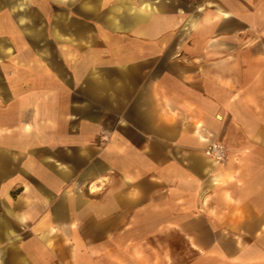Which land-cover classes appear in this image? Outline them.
<instances>
[{
    "label": "crops",
    "instance_id": "obj_1",
    "mask_svg": "<svg viewBox=\"0 0 264 264\" xmlns=\"http://www.w3.org/2000/svg\"><path fill=\"white\" fill-rule=\"evenodd\" d=\"M0 263L264 264V0H0Z\"/></svg>",
    "mask_w": 264,
    "mask_h": 264
},
{
    "label": "built area",
    "instance_id": "obj_2",
    "mask_svg": "<svg viewBox=\"0 0 264 264\" xmlns=\"http://www.w3.org/2000/svg\"><path fill=\"white\" fill-rule=\"evenodd\" d=\"M204 153L215 162H222L226 158L225 149L219 142H210L205 147Z\"/></svg>",
    "mask_w": 264,
    "mask_h": 264
}]
</instances>
